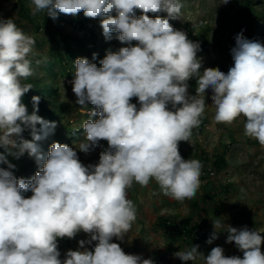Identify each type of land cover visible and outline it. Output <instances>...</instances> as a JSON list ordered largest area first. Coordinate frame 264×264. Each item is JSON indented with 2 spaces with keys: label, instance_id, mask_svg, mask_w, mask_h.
<instances>
[{
  "label": "clouds",
  "instance_id": "1",
  "mask_svg": "<svg viewBox=\"0 0 264 264\" xmlns=\"http://www.w3.org/2000/svg\"><path fill=\"white\" fill-rule=\"evenodd\" d=\"M31 2L33 15L45 11L53 20L59 14L81 12L87 18H101L105 39L115 34L126 46L107 50L99 66L92 62L96 53L92 61L85 57L74 61L71 84L76 104L94 106L83 124L85 136L78 151L88 154L103 148L101 141L107 142L99 162L85 166L77 149L67 144L53 142L47 153L42 150L41 142L57 124L37 115L39 96L32 97L31 114L22 103L33 89L22 81L35 74L29 59L35 55V39L13 19H0V147L16 159L27 153L39 166L31 178H17L16 166L0 153V164L7 165L0 167V264H154L150 258L125 253L113 242L122 241L136 220L137 209L127 198V189L134 181L143 187L154 178L165 196L180 202L194 198L202 164L184 159L178 144L188 142L192 129L201 124L209 89L215 122L232 124L242 115L244 135L264 147V44L249 40L241 30L230 49L233 65L225 73L204 68L197 56L199 42L170 23L179 19L181 0ZM192 78L196 95L188 92ZM22 125L31 129L30 140L22 137ZM29 191L32 195L25 197ZM212 224L208 244L223 227L219 219ZM81 232L87 238L61 259L58 239H73ZM226 232V243L234 242L242 257L226 256L221 246L204 255L199 245L174 256L185 262L200 259L203 264H264L261 232L230 225Z\"/></svg>",
  "mask_w": 264,
  "mask_h": 264
},
{
  "label": "rangeland",
  "instance_id": "2",
  "mask_svg": "<svg viewBox=\"0 0 264 264\" xmlns=\"http://www.w3.org/2000/svg\"><path fill=\"white\" fill-rule=\"evenodd\" d=\"M181 2L183 8L179 19L171 20L170 23L175 29L187 34L192 32L193 36L188 38L199 42L197 56L202 58L204 68H219L227 73L233 65L230 49L235 46L234 37L241 30H244V36L249 40L264 44V0H229L227 4L222 3L223 0ZM32 7L31 0H0V17L13 19L18 27L35 39V55L29 56L35 74L22 82L48 84L57 90L51 97L47 95L57 109L54 119L57 126L53 134L41 142L42 150L47 153L53 142L67 144L77 149L79 159L85 166L96 164L107 142L101 141L103 148L97 147L88 154L78 151L79 143L85 136L83 124L90 118L94 106L88 104L81 107L76 104L77 98L71 84L75 73L74 62L72 76L61 74L51 80L50 73L36 61H43L44 57L47 60L53 58L57 44L63 42V36L83 38L85 47H75L76 59L85 57L92 61L93 53H96L97 58L92 62L98 66L107 50L117 51L126 45L121 44L115 34L111 40L105 39L100 26L101 18H88V29L80 30L74 24L72 15L59 14L53 20L45 11L33 15ZM136 14L140 15V10H136ZM159 15L165 16L166 13ZM188 84L189 94L196 95V79H190ZM211 95V90H206L207 105L201 124L192 129L188 142L181 141L178 144L184 159H196L202 164L199 189L194 198L180 202L165 196L154 178L143 187L134 181L127 189V198L136 206V220L122 241L113 239L125 253L150 258L154 264H203L200 259L195 262L182 261L174 253L199 245L198 251L207 255L213 247L221 246L226 256L242 257L243 253L234 242L226 243L228 225L237 229L247 227L264 235V147L257 140L244 135L246 118L242 115L232 124L215 122L216 108L212 105ZM131 102L136 103V98ZM26 107L29 108L28 105ZM22 127L31 130L24 125ZM4 154L16 166L13 172L17 178H31L38 170L39 166L27 153L19 159L7 155L6 151ZM220 155L224 156L225 165L217 168L213 160ZM0 167L6 168L7 165L0 164ZM23 195L30 197L32 193L29 191ZM166 218L171 220L174 231L158 225L159 219ZM217 219L223 227L218 229V238L211 244L206 243L210 237L190 230L193 224L204 220L205 233L211 235L214 231L212 220ZM86 238V234L81 232L73 239H58L61 259L68 250L77 249L78 241ZM261 251L264 252V242Z\"/></svg>",
  "mask_w": 264,
  "mask_h": 264
},
{
  "label": "trees",
  "instance_id": "3",
  "mask_svg": "<svg viewBox=\"0 0 264 264\" xmlns=\"http://www.w3.org/2000/svg\"><path fill=\"white\" fill-rule=\"evenodd\" d=\"M0 19H3L0 17ZM73 22L75 25L78 26L80 30H86L89 27V19L84 16L83 12L77 14L73 18ZM189 37H192V32H188L187 34ZM62 44H57V49L55 51V54L53 55V58L46 59L40 63L51 75V80H54L55 77L58 75H67L72 76L74 72H72V62L75 61V47L83 49L85 47V42L83 38L78 37H72L69 38L67 36L62 37ZM54 83V81H52ZM57 90L55 86H48V84L42 85L41 83H38L36 85H33V89H30L23 97H22V103L29 106L27 109L28 114H31L33 111V103H32V97L33 96H39L40 102L38 105L39 111L37 115L41 116L45 120L48 121H54L55 116L57 115V109L54 108L53 102L48 98V94L51 95L56 94ZM55 122V121H54ZM39 127V125H37ZM31 130H24L22 132V137L24 139H28L31 137ZM73 137V136H72ZM0 153H5V150L3 147H0ZM206 162V159H204ZM213 163L217 168H221L225 165V158L223 155L215 157L213 160ZM158 225L164 226L167 229H171L174 231V226L170 219H159L157 222ZM192 231H198V233L201 236L204 237H210L209 233H205V227H204V220H201L199 222H196L193 224L190 228Z\"/></svg>",
  "mask_w": 264,
  "mask_h": 264
}]
</instances>
